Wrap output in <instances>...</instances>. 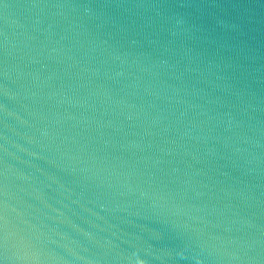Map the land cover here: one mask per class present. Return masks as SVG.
I'll return each mask as SVG.
<instances>
[{
    "label": "water",
    "instance_id": "obj_1",
    "mask_svg": "<svg viewBox=\"0 0 264 264\" xmlns=\"http://www.w3.org/2000/svg\"><path fill=\"white\" fill-rule=\"evenodd\" d=\"M0 264H264V0H0Z\"/></svg>",
    "mask_w": 264,
    "mask_h": 264
}]
</instances>
